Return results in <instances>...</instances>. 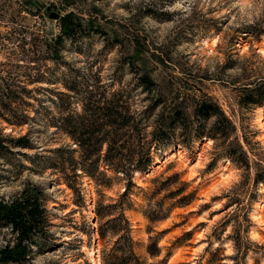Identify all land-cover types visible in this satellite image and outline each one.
I'll return each mask as SVG.
<instances>
[{"label":"rangeland","instance_id":"1","mask_svg":"<svg viewBox=\"0 0 264 264\" xmlns=\"http://www.w3.org/2000/svg\"><path fill=\"white\" fill-rule=\"evenodd\" d=\"M48 7L81 24L74 38L65 37L58 58L51 49L60 20L49 18ZM37 73L45 76L39 82L24 76ZM143 74L158 84L171 107L177 95L216 101L236 124L249 166L223 155L220 141L192 137L185 144L177 126L168 144L154 152L161 164L152 175H135L129 183L107 171L114 178L111 188L86 176L76 193L68 188L63 174L52 169L54 150L70 148L76 160L81 154L50 123L57 92H65V84L78 92L102 84L125 88L143 108L151 97L138 84ZM260 81L264 0H0V201L9 203L28 183L39 184L48 195L52 223L51 238L45 248H33L29 264H93L94 250L103 264L127 233L122 222L117 235L109 230L102 239L100 229L121 211L142 264H264V212L259 222L253 217L264 198V184L255 183L264 174V106L241 105L244 87ZM189 105L191 115L194 102ZM73 108L80 111L81 105ZM22 113L27 124L8 123ZM25 135L31 146H15L12 140ZM177 173L178 180L154 193V178L164 181ZM181 182H188L186 190L169 195ZM189 193H194L190 204L173 206ZM113 204L106 217H98L99 207ZM160 212L166 217L155 223L145 216ZM15 237L0 223V251ZM150 237L159 239L157 256L147 252Z\"/></svg>","mask_w":264,"mask_h":264},{"label":"trees","instance_id":"2","mask_svg":"<svg viewBox=\"0 0 264 264\" xmlns=\"http://www.w3.org/2000/svg\"><path fill=\"white\" fill-rule=\"evenodd\" d=\"M80 27L81 24L72 17L60 19V35L52 40L51 50L54 52V58L60 57V48L65 37L74 38ZM24 76L30 80L33 78L32 82H39L45 77L40 73H37L35 77ZM138 79L139 86L151 94L150 103L143 108L137 107L139 103L134 100L132 90L125 88L115 89L102 84L93 89L88 87L78 92L77 88L65 84L66 91L57 92L59 101L56 104L57 112L53 114L50 123L56 129V134L66 135L74 141L81 155L76 160L73 158L75 151L60 147L54 150L57 156L51 164L52 169L63 174L65 184L74 193L80 190L77 185H81L79 181L83 176L95 179L98 186L111 188L114 178L109 176L107 171L127 178L129 183H132L136 173L144 176L151 172L155 163L154 152L162 150V147L168 144L167 139L174 137L177 126L181 129L185 144H188L187 141L192 137H199V139L206 137L220 141L223 155L241 167L249 166L248 157L237 136L236 124L216 101L211 98L182 99L177 95L178 104L171 107L166 105L165 96L148 74L139 75ZM19 83L25 82L19 81ZM20 88L25 90L23 87ZM157 90L159 91L156 92ZM244 92L246 94L241 100L244 108L264 106V81L244 87ZM154 93L155 95L152 96ZM192 101L194 112L189 115L187 110L190 106L189 102ZM9 102L12 103L11 98ZM18 103L21 106L26 105L23 98H18ZM75 103L81 105L80 111L73 108ZM159 108L161 111L156 114ZM27 120L29 117L22 113L16 117L15 121L8 123L22 126L27 124ZM211 120L213 122L208 127ZM12 141L15 146L22 148L31 146L30 135L20 136ZM101 167H105L106 170H102ZM179 177L177 173L164 181L154 178L153 183L158 185L154 193H161L166 188L164 186L171 185L173 180L176 181ZM255 183L264 184V174L257 175ZM187 185L188 182H181V187L171 191L169 195L182 194ZM129 191L130 187L127 186L123 196H128ZM193 194L189 193L181 197L173 206L190 204ZM47 201L48 195L45 189L39 184L32 183H28L9 203L0 201V223L4 227H9L16 235L14 244L0 251V264H29L33 248H45V240L51 238L52 227ZM113 207L117 205L99 207L98 217H106L107 211ZM166 214L145 213V216L150 223H155L165 219ZM118 222L124 223L127 237L122 235L117 240L116 247L103 257V264H142L134 254L132 238L129 236L130 223L124 211H121L119 217L106 221L105 226L100 229L101 238L104 239L109 230L117 235ZM152 232L153 230H149V233ZM150 240L152 243L147 247V252L151 256L159 255V239L150 237ZM220 249V246L217 247L216 252L218 253ZM116 251H120L123 257L118 258ZM213 263L212 260L209 262V264Z\"/></svg>","mask_w":264,"mask_h":264},{"label":"bare ground","instance_id":"3","mask_svg":"<svg viewBox=\"0 0 264 264\" xmlns=\"http://www.w3.org/2000/svg\"><path fill=\"white\" fill-rule=\"evenodd\" d=\"M263 109L264 108H261V110H263ZM160 164H161V161L158 158H156L155 159V163L152 166V169L154 167H158ZM152 174H153V171L147 173L146 175L150 176ZM136 175L139 176L141 174L140 173H136ZM263 204H264V198L261 201V204H260V207H259L257 213L253 216L256 219V221H258V222L261 220V214L264 212ZM92 255L94 257V258H92V263L93 264H102V262L100 261L99 255L96 252V250L93 251Z\"/></svg>","mask_w":264,"mask_h":264},{"label":"water","instance_id":"4","mask_svg":"<svg viewBox=\"0 0 264 264\" xmlns=\"http://www.w3.org/2000/svg\"><path fill=\"white\" fill-rule=\"evenodd\" d=\"M48 11L50 12L49 13L50 19H53V20H60L61 19L62 15L57 13V12L52 11L51 7H48Z\"/></svg>","mask_w":264,"mask_h":264}]
</instances>
